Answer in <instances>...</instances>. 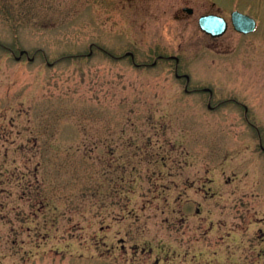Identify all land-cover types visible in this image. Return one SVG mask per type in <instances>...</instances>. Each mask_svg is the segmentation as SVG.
Returning a JSON list of instances; mask_svg holds the SVG:
<instances>
[{
	"label": "rangeland",
	"instance_id": "1",
	"mask_svg": "<svg viewBox=\"0 0 264 264\" xmlns=\"http://www.w3.org/2000/svg\"><path fill=\"white\" fill-rule=\"evenodd\" d=\"M260 144L264 0H0V264H264Z\"/></svg>",
	"mask_w": 264,
	"mask_h": 264
},
{
	"label": "water",
	"instance_id": "2",
	"mask_svg": "<svg viewBox=\"0 0 264 264\" xmlns=\"http://www.w3.org/2000/svg\"><path fill=\"white\" fill-rule=\"evenodd\" d=\"M188 10L191 11L190 8ZM231 20H232L233 27L239 32L249 33L256 28L255 19L238 10H235L232 12ZM199 25L201 29L211 34L212 36L222 35L227 28V23L225 19H223L222 17L216 16V15L201 16L199 18ZM24 53H26V51L21 50L19 56H17L16 58L17 59L20 58V56ZM30 59H33V57H31ZM205 90H209V89L206 88Z\"/></svg>",
	"mask_w": 264,
	"mask_h": 264
},
{
	"label": "flooded vegetation",
	"instance_id": "3",
	"mask_svg": "<svg viewBox=\"0 0 264 264\" xmlns=\"http://www.w3.org/2000/svg\"><path fill=\"white\" fill-rule=\"evenodd\" d=\"M187 8H191V11H189ZM236 9H233V10H231L230 11V23H231V25H232V27H233V24H232V12L233 11H235ZM181 11L182 12H184V13H186V14H188V15H192L193 14V8L192 7H188V6H183L182 8H181ZM239 11H241V10H239ZM242 13H245V14H248V15H250L249 13H247V12H243V11H241ZM206 15H216V16H219V17H222L223 19H225V21H226V23H227V28H226V31H227V29H228V27H229V21L227 20V18H225L223 15H221V14H219V13H217V12H207V13H204V14H202V15H200L199 17H198V20H199V18L201 17V16H206ZM250 16H252V15H250ZM177 18H179V15H177L176 16ZM255 20H256V29H257V27H258V24H259V20L257 19V18H255L254 16H252ZM199 26V25H198ZM200 28V27H199ZM234 28V27H233ZM255 29V30H256ZM203 33H205L206 35H208V36H210L211 38H215V37H219V36H212L211 34H209V33H206L204 30H202V29H200ZM234 30H235V28H234ZM225 31V32H226ZM235 31H237V30H235ZM224 32V33H225ZM237 32H239V31H237ZM223 33V34H224ZM239 33H241V32H239ZM222 34V35H223ZM241 34H244V33H241ZM222 35H220V36H222ZM125 54L126 55H128V56H130L132 59L134 58V53L133 52H131V51H126L125 52ZM164 59H170V60H173L174 61V75L176 76V77H178V78H180V77H183V78H185V81H186V87H188L187 85H188V83H189V81H190V76L188 75V74H185V73H183V74H180V73H178V66H179V63H180V59H181V57L178 55V54H170V55H164V54H158V56L153 60V62L150 64V65H152V66H155L157 63H158V61L159 60H164ZM136 64V63H135ZM136 65H144V66H146V65H149V64H142V63H139V64H136ZM187 75H188V77H187ZM185 87V90H187V88ZM199 89L198 88H195L194 89V91H198ZM202 91H205L204 90V88H202L201 89ZM205 92H208L209 93V95L210 96H212L213 95V90L211 89V90H209V91H205ZM223 103H237V104H240V105H242L238 100H235V99H227V100H223V101H219L216 105H218V106H220L221 104H223ZM207 107L210 109V108H214V106L213 105H211V102H210V99L208 100V102H207ZM246 110V108H245V106H244V111ZM261 147V146H260ZM262 150H264V149H262Z\"/></svg>",
	"mask_w": 264,
	"mask_h": 264
}]
</instances>
